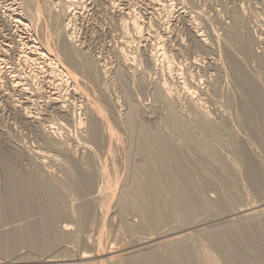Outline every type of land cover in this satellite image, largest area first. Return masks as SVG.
<instances>
[{
	"label": "rangeland",
	"instance_id": "374dc122",
	"mask_svg": "<svg viewBox=\"0 0 264 264\" xmlns=\"http://www.w3.org/2000/svg\"><path fill=\"white\" fill-rule=\"evenodd\" d=\"M150 2L0 0V49L2 47L5 53L0 50V73L3 71L0 74V202L5 208L8 202V167L18 177L29 182L35 193L36 204L50 196V199L45 200L52 201L51 206H43V209L47 212L52 209L55 214L53 228H46L48 231L45 229L43 237L38 238L39 248H30L26 243L17 245L11 254L6 255V252L1 251L0 264H80V254L93 256L89 258L92 261L89 264L93 261L105 264V256L97 257L96 260L94 255L96 251L108 249L112 240L115 243L112 245L126 251V255L123 254L126 258L154 250L165 235L181 233L187 234L185 236L188 238L183 242L192 249L186 250L190 251V264L193 261L194 264H264V0H161L160 5L155 0ZM36 7H39L41 14L38 16L41 17L39 20L36 16L37 21L33 16L32 21L30 17ZM135 19L141 24L142 37L140 32L135 33L131 24ZM36 27L41 31L46 29L44 35L47 38ZM57 30L59 34H55ZM61 30L67 39L64 45L70 43V48L80 52L83 61L91 65L93 70L99 68L96 71L103 72L105 68L103 73L98 72L102 74H99L101 78L104 77L102 82L90 77L84 69L72 67L77 76L75 80L81 82L76 81L78 86L84 84V87L79 88V91L82 88V92L72 89L74 79L72 81L66 76L61 81L49 77L51 65L60 66V62H56V56L48 53L42 44L47 39L51 46H58L53 48H60L63 45ZM40 36L43 40H40ZM160 43L169 61L162 60V49L158 48ZM24 51L31 58L30 62V58L25 59L26 63L23 62L26 57ZM32 65L34 70L30 69ZM65 66L70 67L67 64ZM38 67L42 71H38ZM12 79L19 82L20 86H13ZM65 82L70 84L66 87ZM19 88H25L27 93ZM165 92L169 93L167 97L171 99L165 98ZM26 94H30L29 97ZM56 95L64 98L60 97L62 102L55 105L52 101ZM51 97L54 99L51 100ZM89 97L98 102L112 131L118 134L117 139L111 136L110 139L114 138V141L106 139L102 124L99 125L96 142L88 137V109L91 107L88 106L94 103L90 101V104H86ZM24 98H28L25 104ZM197 103L201 105L200 108ZM171 120L178 121V126ZM48 126H52V129H48ZM141 132H144V136L150 134L165 140H159L161 144L158 141V149L164 152L162 155L166 160L167 157L174 158L175 168L179 163L181 168L178 166L176 171L180 174L179 178L181 174L185 176V180L183 176L181 180L186 189H181L180 193L186 199L195 196L193 201L197 204L186 218L168 217L169 208H164L160 223L154 225L157 228L152 227V230L141 225L142 219H139L138 212H127L126 216L121 213L122 219L119 218V194L121 191L124 194L128 187H134V183H131L134 182L133 174L139 173L137 171L144 168L147 162V156H143L146 142L144 138L141 139L144 137ZM165 142L167 147L170 146L167 152ZM108 144L113 145L110 151L116 146L114 153L111 152L114 157L110 152L106 155L110 146ZM110 161L114 164H110ZM106 163L110 165L107 164L110 171L106 170ZM92 168L95 173L91 171ZM111 168L117 171L113 169L111 173ZM104 170L111 173L110 177ZM102 171L104 178L101 177ZM113 172L117 173L119 180ZM111 176L117 180V184ZM87 178L91 184L86 191L80 187L83 180L87 183ZM108 178L113 181H107ZM104 182L106 189L103 187ZM109 182L110 187L114 183L117 185L116 189L113 187L115 192L109 187ZM42 186L46 191L42 190ZM98 191L103 196L106 194V197L101 195V198L96 194ZM107 191L116 197H111L113 202ZM42 192L47 194L38 196ZM57 192H61L62 196L59 197ZM97 197L101 198V203L106 198L103 203L108 205L109 202L110 207H106L110 210L96 211L100 207ZM60 198L61 201H57ZM80 202L91 204L87 205L91 210L85 213L84 208L78 205ZM111 205H115L114 208L119 211L113 206L111 208ZM45 211L40 212L39 209L36 215L34 211L32 216L29 214L33 223L38 225ZM108 212L110 216L106 218ZM3 213L9 214L7 209H3ZM99 213H104L105 219L109 221L104 218L100 221L99 218L104 216L99 217ZM25 216L28 215L2 219L0 236L4 230L8 229L6 232H9L19 226L20 229L29 221L30 217L26 219ZM104 223L108 232L104 231ZM103 231L104 235L101 234ZM95 233L102 239L99 242L104 246H100L102 249L91 244L100 240ZM144 240L150 242L146 246L142 245ZM160 246L157 247L163 248L162 253L167 255L166 248ZM129 251L133 254L130 255ZM223 254L233 256L232 260L226 261ZM166 255L161 257V264H174V259L175 264H185L175 256L168 255L171 258H167Z\"/></svg>",
	"mask_w": 264,
	"mask_h": 264
},
{
	"label": "bare ground",
	"instance_id": "6f19581e",
	"mask_svg": "<svg viewBox=\"0 0 264 264\" xmlns=\"http://www.w3.org/2000/svg\"><path fill=\"white\" fill-rule=\"evenodd\" d=\"M69 1H71V0H69ZM96 1V0H95ZM98 1V0H97ZM153 0H151V2H152ZM156 1V3L157 4H159L160 5V3L159 2H161V0L158 2L157 0H155ZM165 1V0H164ZM150 2V3H151ZM12 3V2H11ZM95 4V3H94ZM118 4V3H117ZM162 4H163V2H162ZM10 5V4H9ZM70 5H72L71 3H70ZM114 5V4H113ZM153 5V4H152ZM8 6V5H7ZM91 6V5H90ZM124 6V5H123ZM163 6H164V4H163ZM163 6H162V8H163ZM169 6V5H168ZM167 6V7H168ZM122 7V6H121ZM160 7V6H159ZM166 7V6H165ZM39 7H36L35 9V11H34V13H32V16L30 17L31 19H32V21L34 20L33 19V16H35V18H36V16H37V18H39V17H41V16H38L39 15V13H40V10L38 9ZM92 8V7H91ZM52 9V8H51ZM152 9V8H151ZM164 9V8H163ZM2 10V9H1ZM155 10H156V8H155ZM156 12H158V10L156 11ZM155 11H154V13H156ZM153 13V12H152ZM151 13V14H152ZM41 14V13H40ZM148 14V13H147ZM120 15H121V13H120ZM149 15V14H148ZM27 16H29V15H27ZM133 16H134V14H133ZM151 16V15H150ZM149 16V17H150ZM29 18V17H28ZM37 18H36V20H37ZM135 18V17H134ZM30 19V20H31ZM138 19V18H137ZM35 20V21H36ZM39 20H40V18H39ZM140 20V19H139ZM138 20V21H139ZM38 21V20H37ZM125 22V21H124ZM133 22V23H132ZM132 22H131V24H132V26H133V29H134V31H135V33H139L140 31H141V29L142 28H140L141 27V24H140V27H139V24H138V22L136 21V19L135 20H132ZM38 23H40L41 24V22L39 21ZM37 23V24H38ZM161 23V22H160ZM158 24V23H157ZM42 25V24H41ZM161 25V24H160ZM163 25V24H162ZM36 26V25H35ZM35 26H34V28H35ZM37 27H39L38 25H37ZM36 27V28H37ZM42 27V26H41ZM61 27V26H60ZM40 28V27H39ZM39 28H37L38 29V31L40 30ZM66 28H68V27H66ZM65 27H64V29H66ZM37 29H35L34 31H36ZM44 29V28H43ZM156 29V28H155ZM46 30V29H45ZM45 30L43 31V35H44V32H45ZM41 31V30H40ZM42 31H41V33H42ZM62 31V30H61ZM60 31V34L62 33V35L64 34L63 33V31L61 32ZM66 31V30H65ZM64 31V32H65ZM37 32V31H36ZM48 32V31H47ZM57 32H58V30H57ZM154 32V31H153ZM35 33V32H34ZM37 33H39V32H37ZM66 33V32H65ZM48 34H49V32H48ZM55 34H59V32L58 33H56L55 32ZM67 34V33H66ZM140 34H141V32H140ZM60 35L61 36V38L63 37V42H62V44L63 43H66V35ZM68 35V34H67ZM37 36H39V35H37ZM49 36V35H48ZM71 36V35H70ZM137 36H139V35H137ZM44 37H46L45 35H44ZM141 37H142V34H141ZM37 38V37H36ZM35 38V39H36ZM41 38V39H40ZM40 40H43V38L40 36ZM47 38V37H46ZM49 38V37H48ZM51 38V41H52V37H50ZM154 38V37H153ZM29 39H30V37H29ZM71 39V38H70ZM69 39V40H70ZM158 39V38H157ZM160 39V38H159ZM47 40V39H46ZM43 41V44H42V46H43V48L45 49V50H47V52L48 53H51L52 55H54V56H56V58L58 59V61L57 60H55V58H54V56H53V60H55L56 62H60V66H61V68L60 69H58V67H60V66H55V67H53L52 65H51V67H50V71L48 72V73H50V78H52V79H58V80H61L62 81V79L64 78V77H66V78H70L71 80L72 79H76L77 78V76H76V73L73 71V69L72 68H80V69H84L83 71L84 72H86V74H88L90 77H92V78H94V79H99V81L100 82H102L103 80H101V79H104V77H102L101 78V76H102V74H100V73H103L104 71H105V68H103L104 69V71L102 72V71H96V70H99V68L97 69L96 68V70H93L90 66L91 65H88V63H86V61H83L84 60V58L82 57V55L80 54L79 55V53L80 52H77L76 50H74L72 47L70 48V43L69 44H63V45H60V48H57L58 46L57 45H53L52 44V46L47 42V41ZM32 41V40H31ZM34 41V40H33ZM32 41V42H33ZM36 41V40H35ZM37 41H39V40H37ZM41 42V41H40ZM39 43V42H38ZM51 43V42H50ZM54 43V42H53ZM61 43V42H60ZM158 43V42H157ZM22 44V43H21ZM20 44V45H21ZM24 44V43H23ZM6 45V44H5ZM25 45V44H24ZM23 45V46H24ZM29 45V44H28ZM33 46H35L34 45V43L32 44ZM158 45H160L158 48H161L162 49V51L160 52L161 53V58H162V60H166V61H169L168 60V57L166 56V54H165V52H163V48H162V46H161V43L160 44H158ZM32 46V47H33ZM40 46V45H39ZM54 46H57L56 47V49L55 48H53ZM72 46V45H71ZM28 47V46H27ZM35 48V47H34ZM33 48V49H34ZM156 49V51H157V47H155ZM1 49L3 50V48L1 47ZM0 49V50H1ZM5 49V48H4ZM22 49V48H21ZM29 49V48H28ZM31 49V48H30ZM37 49H38V47H37ZM37 49H36V51H37ZM161 49H159V50H161ZM1 50V51H2ZM39 50V49H38ZM43 50V49H42ZM32 51V50H31ZM34 51V50H33ZM3 53H4V51H2ZM30 52V51H29ZM46 52V51H45ZM46 52V53H47ZM22 53V52H21ZM26 52L24 51V54H25ZM33 53V52H32ZM35 53V52H34ZM38 53H40V51L38 52ZM37 53V54H38ZM152 53V52H151ZM155 53H157V52H155ZM5 54V53H4ZM41 54V53H40ZM43 54V53H42ZM41 54V55H42ZM45 54V53H44ZM51 54H49V55H51ZM154 54V53H153ZM153 54H151V55H153ZM1 55H2V53H1ZM47 55V54H46ZM150 55V54H149ZM26 57L24 58V63H26L25 61V59L27 58V59H29L28 58V56H27V53H26V55H25ZM29 56H31V55H29ZM45 56V55H44ZM48 56V55H47ZM155 56H157V55H155ZM6 57V56H5ZM23 57H24V55H23ZM37 57V56H36ZM42 57V56H41ZM39 58V57H38ZM49 58L51 59V57L49 56ZM61 58V59H60ZM132 58V57H131ZM151 58H153V56L151 57ZM5 59V58H4ZM4 59H2V60H4ZM36 59V58H35ZM154 59V58H153ZM30 60H31V58L29 59V62H30ZM34 60V59H33ZM42 60V59H41ZM61 60V61H60ZM1 61V60H0ZM35 61V60H34ZM50 61V60H49ZM63 61H64V63H63ZM4 62V61H3ZM6 62V61H5ZM4 62V63H5ZM33 62V61H32ZM39 62V61H38ZM51 62V61H50ZM50 62H49V64H50ZM53 62V61H52ZM56 62H53L54 64L56 63ZM63 64H62V63ZM36 64V62H33V64ZM67 65H70V67H68V66H65L66 64ZM0 64H1V62H0ZM6 64V63H5ZM41 64H43V63H41ZM46 64V63H45ZM48 64V63H47ZM48 64V65H49ZM52 64V63H51ZM58 64V63H57ZM65 64V65H64ZM39 65V64H38ZM101 65V64H100ZM12 66H14V65H12ZM26 66H27V64H26ZM35 66V65H34ZM40 66V65H39ZM44 66V65H43ZM1 67V66H0ZM4 67V66H3ZM36 67V66H35ZM42 67V66H41ZM41 67H38V68H40V69H38V71L39 70H41ZM72 67V68H71ZM104 67V66H103ZM14 68V67H13ZM45 68V67H44ZM47 68H48V66H47ZM31 70L33 69V65H32V68H30ZM36 69V68H35ZM101 69V68H100ZM3 70V69H2ZM34 70V69H33ZM102 70V69H101ZM15 71V70H14ZM23 71V70H22ZM42 71V70H41ZM44 71H46V69H44ZM5 72V71H4ZM29 72V71H28ZM98 72H100V73H98ZM1 73H3V71L1 72ZM0 73V74H1ZM23 73V72H22ZM41 73H43V72H41ZM40 73V74H41ZM6 74V73H5ZM7 74H8V72H7ZM10 74H12V73H9V75ZM15 74H16V72H15ZM31 74V73H30ZM29 74V75H30ZM33 74H34V72H33ZM101 76H100V75ZM18 74H16L15 76H17ZM36 75H37V72H36ZM39 75V74H38ZM42 75V74H41ZM12 76V75H11ZM31 76H32V74H31ZM240 76V75H239ZM12 77H14V76H12ZM40 77V76H39ZM47 77V76H46ZM48 77V78H49ZM45 78V77H44ZM240 78V77H239ZM246 78V77H245ZM18 79V78H17ZM47 79V78H46ZM52 79H50V80H52ZM241 79V78H240ZM7 80V79H6ZM20 80V79H19ZM65 81H66V79H64ZM74 80H72V81H74ZM78 80V79H77ZM77 80H75L74 81V85H72L74 88H72L74 91H76V90H78L79 91V88L82 86V87H84V84L83 85H81L80 84V87L78 86V83H76V81ZM12 81L14 82V85L13 86H20V84H19V82H15L13 79H12ZM48 82H50L49 80H47ZM55 81V80H54ZM68 81V80H67ZM79 81V80H78ZM77 81V82H78ZM243 81V80H242ZM6 82V81H5ZM12 82V83H13ZM11 83V82H10ZM11 83V84H12ZM66 83V82H65ZM64 83V86H66L68 83H66L65 84ZM70 83H71V81H70ZM69 83V84H70ZM79 83H81L80 81H79ZM249 83V82H248ZM51 84V83H50ZM55 84V83H54ZM61 84V83H60ZM250 84V83H249ZM58 85H59V82H58ZM104 85V84H103ZM106 85V84H105ZM164 85V84H163ZM56 87L55 88H57V85H55ZM60 86V85H59ZM11 87V86H10ZM60 87H62V85L60 86ZM67 87V86H66ZM189 88V87H188ZM17 89V88H16ZM19 89H21V88H19ZM61 89V88H60ZM81 91H79V92H82V88L80 89ZM162 90H163V87H162ZM172 90V89H171ZM171 90H170V92H171ZM185 90H187V89H185ZM20 91V90H19ZM18 91V92H19ZM21 91L23 92V93H25L26 92V89L25 88H23V89H21ZM28 91V90H27ZM34 91V90H33ZM58 91V90H57ZM164 91V90H163ZM17 92V91H16ZM174 92V91H173ZM190 92V91H189ZM23 93H22V95H23ZM27 93V92H26ZM55 93V92H54ZM60 93V92H59ZM58 93V94H59ZM84 93V92H83ZM166 93V92H165ZM186 93V92H185ZM191 93V92H190ZM190 93H188L187 92V95H189ZM194 93V92H193ZM162 95H163V93H161ZM169 93H166V96H165V98L167 97V95H168ZM174 94V93H173ZM192 94V93H191ZM191 94H190V96H191ZM30 95V94H29ZM29 95H27L26 94V96H28L29 97ZM84 95H86V94H84ZM90 95V94H89ZM185 95V94H184ZM25 96V95H24ZM87 97H88V95H86ZM161 96V95H160ZM173 96V95H172ZM172 96H170V97H172ZM177 96V95H176ZM183 96V95H182ZM39 97V96H38ZM49 97V96H48ZM54 98H50L51 100H53L52 102L56 105L57 103H59V102H62V98H64V96H60V95H56V96H53ZM61 97V99H59ZM87 97H85L86 99V101H87ZM91 97V96H90ZM90 97L88 98V101L89 102H86V104L88 103V104H90V101H92V99L93 98H91L90 99ZM95 97V96H94ZM192 98H193V96H191ZM168 99H171V98H169V96L167 97ZM189 98V97H188ZM25 99V98H24ZM24 99H23V102H24V104L25 103H27L28 102V98H26L25 99V101H24ZM167 99V100H168ZM20 100V99H19ZM66 100V99H65ZM97 100V99H96ZM168 101H170V100H168ZM167 101V102H168ZM19 102V101H18ZM51 102V101H50ZM94 102V100L91 102V103H93ZM187 102V101H186ZM200 102H201V100L198 102L199 104H200ZM11 103H13V102H11ZM15 103V102H14ZM31 103V102H30ZM33 103V102H32ZM64 103V102H63ZM96 103V104H95ZM195 103V102H194ZM197 103V104H198ZM21 104H23L22 102H21ZM98 104V102L96 101V102H94L92 105H89L88 107H90V109H88V111H89V118H90V121H89V133H88V137L90 138V140L91 141H94V142H96V140H97V138H99L98 137V130H100L99 129V125L100 124H102L101 125V127L103 126V129H105L104 131H105V135H106V139H110L111 138V136L113 135V137L115 136H117L118 137V134L117 133H115V132H113L112 130V127L110 126V124H109V121H108V119H106V117L104 116V114H103V110H102V108L100 107V105H97ZM114 104V103H113ZM197 104H193V106L194 105H196L197 106ZM198 104V108H200V106L201 105H199ZM64 105V104H63ZM61 105H58L57 107H60ZM190 106H192V105H190ZM62 107V106H61ZM60 107V108H61ZM114 107V106H113ZM66 108V106L64 107V109ZM193 108V107H192ZM197 108V109H198ZM26 108H24V110H25ZM62 109V108H61ZM104 109V108H103ZM202 109V108H201ZM23 110V111H24ZM133 110V109H132ZM131 110V111H132ZM28 112V111H27ZM201 112V111H200ZM202 113V112H201ZM204 114H206L205 113V111L203 112ZM202 113V114H203ZM26 115V114H25ZM203 116V115H202ZM175 118V117H174ZM174 118H172V120H174ZM206 118V117H205ZM176 119V118H175ZM171 120V122L172 123H174V124H178V121L176 122H174V121H172ZM177 120V119H176ZM82 122V120L81 121H79V123H81ZM130 122V124H131V120L129 121ZM48 125V124H47ZM51 125V124H50ZM81 125V124H80ZM178 126V125H177ZM42 127V126H41ZM44 127V126H43ZM47 128V127H46ZM45 128V129H46ZM55 128V127H54ZM48 129H52V126H48ZM183 130V129H182ZM44 131V130H43ZM103 131V130H102ZM145 131V130H144ZM53 132V131H52ZM111 132H113V134L111 133ZM185 132V131H184ZM57 133V132H56ZM104 133V132H103ZM102 133V134H103ZM144 133V132H143ZM142 132H141V135L143 134ZM146 133V132H145ZM51 134H53V133H51ZM50 134V135H51ZM115 134V135H114ZM147 134H149L148 132H147ZM181 134H183L182 132H181ZM255 134H256V132H255ZM55 136V135H54ZM143 136H144V134H143ZM117 137H116V139H117ZM121 138V137H120ZM143 138H144V141L146 142H144L143 141V143H145L143 146L144 147H146V151H145V149L143 148V153H145V155H143V156H147L146 158V163H145V165H144V168H140L139 169V171H137V172H139V173H134L133 174V181L134 182H131V183H134L132 186H134V187H132V188H130V187H126L127 189H125L126 191H124V194H122V191L120 192L121 194H119V205H121V207L119 208V210L118 209H115L114 208V206L113 205H111V208H112V206H113V208L116 210V211H119V218H121L122 219V216L123 215H121V213L122 214H124L125 216H126V214H128V213H130V212H132L133 211V213H134V211L135 212H138L139 213V216H140V218L139 219H142L141 221V225H143V227H148V229H150V227H151V230H152V227H154V225H157V224H159L160 223V221H161V218H162V216L164 215V213H162L163 212V210H164V208H169V214H168V217H170V216H172V217H177V216H181V217H185L186 218V216H188V214H190V212L191 211H193L194 209H196V203H194V201H193V199L195 198V196L194 197H190V198H188V199H186V197L182 194V193H180L182 190L181 189H183V190H186L185 188H184V184H182V180L181 179H183L182 178V176H183V174H181L182 176H180L181 178H179V175L180 174H178L177 173V171H176V169L178 168V166L180 167V165H179V163L177 164V168H175L174 166H173V159L174 158H172V159H170L169 157H167V160H166V158L162 155V152H161V150H159L158 149V147L159 146H157V143H158V141L160 140H163V141H165L162 137L160 138V137H158V136H150V134L149 135H145L144 137H142L141 139L143 140ZM114 139V138H113ZM112 139V140H113ZM111 140V139H110ZM109 140V141H110ZM111 140V141H112ZM110 141V142H111ZM114 141V140H113ZM115 141H117V140H115ZM118 141H120L119 140V138H118ZM160 141H159V144H161L160 143ZM107 143H108V141H107ZM112 143H114V142H112ZM118 143V142H117ZM163 143V142H162ZM123 144V143H122ZM95 145V144H94ZM110 144H108V146H109ZM116 145V144H115ZM120 145V144H119ZM113 147V145H110L109 146V151L107 152V156H108V153L110 152V154H111V152L112 153H114L113 151H115L114 149L116 148V146H115V148L113 149V151H110L111 150V148ZM165 147V149H166V147L168 146V145H166V142H165V145H164ZM111 147V148H110ZM170 147V146H169ZM169 147H167V149H166V152H167V150L169 149ZM177 147V146H176ZM178 148V147H177ZM163 149V148H162ZM70 150V149H69ZM161 152V153H160ZM36 153V152H35ZM116 153V152H115ZM164 153V152H163ZM40 154V153H39ZM110 154H109V158L111 157L112 159H113V157L112 156H110ZM104 155V154H103ZM169 155V154H168ZM171 155H173V153L171 154ZM72 156V155H71ZM88 156V155H87ZM116 156V155H115ZM40 157V156H39ZM50 157V156H49ZM70 157V156H69ZM88 157H90V156H88ZM174 157V156H173ZM177 157V156H176ZM72 158V157H71ZM91 158V157H90ZM109 158L108 157H106V159L108 160V162H109ZM178 158V157H177ZM52 159V158H51ZM105 159V158H104ZM105 159V160H106ZM119 159H120V157H119ZM42 160V159H41ZM91 160V159H90ZM89 160V161H90ZM173 160V161H172ZM74 161V160H73ZM87 161V160H86ZM103 161V160H102ZM120 161V160H119ZM124 161V160H123ZM170 161H171V163H170ZM40 162V161H39ZM38 162V163H39ZM44 162V161H43ZM88 162V161H87ZM111 163L110 164H114L113 162H114V159H113V162L112 161H110ZM168 162L171 164V165H169L168 164ZM94 163H95V161H94ZM103 163V162H102ZM116 163V162H115ZM87 164V163H86ZM108 163H106V164H104L106 167L109 165H107ZM42 165V164H41ZM76 165V164H75ZM89 166H91L90 164H89ZM93 166V165H92ZM104 166V167H105ZM110 166V165H109ZM112 166V165H111ZM114 166V165H113ZM95 167V166H94ZM103 166H101V169H103L102 168ZM105 167V168H106ZM116 167L118 168V166L116 165ZM115 167V168H116ZM121 167V166H120ZM4 168V167H3ZM74 168V167H73ZM116 168V169H117ZM181 168V167H180ZM76 169V168H75ZM95 169V168H94ZM110 169V168H109ZM108 169V167H107V169L106 170H108V171H110ZM114 169V168H113ZM112 168H111V173H112V170H113ZM116 169H114L115 171H117ZM182 169H183V167H182ZM87 170V169H86ZM106 170H104V171H106ZM49 171V170H48ZM91 171H93L94 172V170H93V168H92V170ZM108 171H106V173L108 172ZM183 171V170H182ZM6 172H7V179L9 180V185H8V190H7V194H8V202H7V204H5L6 206H5V208L2 206V205H4L3 203H1L0 204V221L2 220V219H12V218H14V219H16V217L17 216H24V215H28L27 217H30V216H32V214L31 213H33V211H34V213L33 214H37V213H35L36 211H38L39 209H40V212H41V210L43 211H45L46 209H43V206H46V207H49V206H51V204H52V201H48V202H46V200H47V198H49V197H45L46 198V200H45V198H44V200H45V203H44V200L43 201H38V204H36V201H35V193H33L32 192V187H31V185L30 184H28L29 182L28 181H26L25 179H22V178H20V176L18 177L17 175H16V173L11 169V168H6ZM179 172V171H178ZM87 173V172H86ZM85 173V174H86ZM95 173V172H94ZM97 173H98V171H97ZM110 173V174H111ZM113 173H115V172H113ZM119 173V172H118ZM103 174V171H102V173H101V175ZM108 174H109V172H108ZM110 174H109V177H110ZM116 174V177H115V175L113 176V177H115L116 179H118L117 178V173H115ZM186 174V173H185ZM87 175V174H86ZM96 175V174H95ZM100 175V176H101ZM107 175V174H106ZM94 176V175H93ZM98 176V175H97ZM104 176H105V174H104ZM108 176V175H107ZM107 176L105 177V179L107 178ZM102 178H104L103 177V175L101 176ZM184 177V180H185V176H183ZM111 178H112V176H111ZM108 178V180L107 181H109V180H114V178ZM88 179L89 178H87V181H85V182H87V183H84L83 181L81 182V184H82V186L80 187V188H82V189H86V191H87V187L89 186L90 187V185H89V183H90V181L88 182ZM92 179V178H91ZM105 179H104V181H105ZM114 180L115 181V183L117 184V180ZM186 179H187V177H186ZM56 180V179H55ZM112 180V181H113ZM119 180V179H118ZM188 180V179H187ZM60 181V180H59ZM107 181H106V184H107ZM51 182V181H50ZM53 182H54V180H53ZM53 182H51V183H53ZM100 182H101V180H100ZM111 182V181H110ZM110 182H109V187H110ZM48 183V182H47ZM114 183V182H113ZM115 183L112 185V187H110V188H112V190L117 186H115ZM45 184V183H44ZM50 184V183H49ZM48 184V185H49ZM91 184V183H90ZM106 184H105V182H104V186L103 185H101V187L103 186V187H105V189H106ZM183 186H182V185ZM54 185H56V184H54ZM100 185V184H99ZM46 187H48L49 188V186H47V185H45ZM53 186V185H52ZM51 186V187H52ZM59 186V185H58ZM43 188H42V190L43 191H46V190H44V186H42ZM64 187H66V186H64ZM99 187V186H98ZM107 187H108V185H107ZM108 187V188H109ZM114 187V188H113ZM47 188V189H48ZM57 188V187H56ZM109 188V189H110ZM130 188V189H129ZM46 189V188H45ZM51 189V188H50ZM49 189V190H50ZM63 189H65V188H63ZM62 189V190H63ZM81 189V190H82ZM102 189H104V188H102ZM102 189H100V190H102ZM104 189V190H105ZM116 189V188H115ZM53 190H54V186H53ZM56 190H58V189H56ZM61 190V191H62ZM90 190V189H89ZM88 190V191H89ZM108 190V189H107ZM111 190V189H110ZM6 191V190H5ZM51 191V190H50ZM59 191V190H58ZM120 191V190H119ZM40 192V191H39ZM49 192V191H48ZM52 192V191H51ZM84 192V191H83ZM82 192V193H83ZM113 192H115V190H113ZM116 192H118V191H116ZM44 193H46V192H44ZM43 192L42 193H39V194H41V195H38V196H45V194H44ZM58 194H60L59 192H57ZM65 193V192H64ZM86 193V192H85ZM101 193V192H100ZM106 193H108V191L106 192ZM47 194V193H46ZM63 194V193H62ZM96 194H99V191L96 193ZM111 194H113V193H108V195H109V199H111V197H113V196H111ZM49 195V194H48ZM100 196L102 195V194H99ZM114 195H116V194H114ZM60 196H62L61 194L59 195V197ZM97 196V195H96ZM103 196V195H102ZM102 196H101V198H102ZM104 196L106 197V194H104ZM104 196H103V198H104ZM118 196V195H117ZM64 197V196H63ZM84 197H86V196H84ZM91 197V196H90ZM89 197V198H90ZM108 197V196H107ZM57 198H58V196H57ZM97 198H99V202H100V204L98 205V210H96V211H102V210H104V211H107V209H109V208H107L106 206H109L110 204H109V202H108V198H107V201H106V204H107V202H108V205H105L103 202H105L104 200H106V198L105 199H102L103 201H102V203H101V201H100V197H97ZM113 198H116V197H113ZM197 198V197H196ZM50 199V198H49ZM48 199V200H49ZM38 200V199H37ZM63 200V199H62ZM90 200V199H89ZM114 200V199H113ZM54 201V200H53ZM57 201H61V198H60V200L58 199ZM92 201V200H91ZM90 201V203H92ZM95 201V200H94ZM110 201V200H109ZM35 202V203H34ZM111 202H113L112 201V199H111ZM57 203V202H56ZM59 203V202H58ZM35 204V205H34ZM55 204V203H54ZM89 203H87L86 202V204H85V202L84 203H82V202H80V204L78 203V205L81 207V208H84V211H85V213H88L91 209H90V207L89 206H87ZM93 204H95V202H93ZM39 205V206H38ZM89 205H91V204H89ZM97 205V204H96ZM96 205H94V206H96ZM37 208H36V207ZM75 206V205H74ZM78 207V206H77ZM79 207V208H80ZM92 207V206H91ZM110 207V206H109ZM42 208V209H41ZM96 208V209H97ZM3 209H7V211H8V213L9 214H2V210ZM49 209L50 208H48V211H49ZM73 209V208H72ZM71 209V210H72ZM78 209V208H77ZM93 209V208H92ZM100 209V210H99ZM113 209V210H114ZM52 210V209H51ZM50 210V211H51ZM110 210V209H109ZM5 211V210H4ZM47 212V211H45V212H43V218H42V221L37 225V224H35V223H33L34 222V220L30 217L28 220L29 221H27L26 219H27V217H26V219H23V220H26L27 222L25 223V224H23L22 225V227L19 229V227L18 228H16V230H12V231H9V232H6V231H8V229L5 231H3L4 233H3V235L1 234V236H0V252L1 251H3L4 253L6 252V255L7 254H11L13 251V249L17 246V245H19V244H28L29 246H30V248H39V246L37 245V243H38V238L39 237H43V235L45 234V229L46 228H48V230L49 229H52L53 227V223L52 222H54V221H52V219L54 218V216L53 215H55V214H53L52 213V211L51 212ZM112 211V210H111ZM264 211V210H263ZM40 212H39V214H40ZM103 212V211H102ZM128 212V213H127ZM52 213V214H51ZM105 213V212H104ZM104 213H103V215H101L102 213H99L100 214V216L99 217H101V216H104ZM107 213V212H106ZM137 213V214H138ZM264 213V212H263ZM29 214H31L30 216H29ZM98 214V215H99ZM108 215V216H107ZM105 214V216H106V218H108L109 216H110V213L108 212V214ZM112 215V214H111ZM115 215H116V213H115ZM118 215V214H117ZM105 216L104 217H102V218H99V219H101L100 221H102L103 220V218H104V220H106L105 219ZM25 217H23V218H25ZM171 217V218H172ZM21 218V217H20ZM124 218V217H123ZM30 219H31V221L32 222H30ZM178 219H180V220H183L184 221V219H181L180 217H178ZM36 220V219H35ZM39 220V219H38ZM37 220V221H38ZM41 220V219H40ZM108 220V219H107ZM106 220V221H107ZM261 220V219H260ZM109 221V220H108ZM2 222H4V221H2ZM104 222V221H103ZM159 222V223H158ZM1 223V222H0ZM24 223V222H23ZM108 223H110V222H108ZM262 223V222H261ZM106 225H107V222H106ZM104 226H105V223H104ZM50 227H52V228H50ZM142 227V226H141ZM156 228H157V226H155ZM155 227H154V229H155ZM101 228H103V225H102V222H101ZM186 228V227H185ZM106 229V226H105V228H104V231H107V230H105ZM143 229V228H142ZM144 229H146V228H144ZM10 230V229H9ZM47 230V229H46ZM47 230V231H48ZM102 229H100V231H101ZM184 230V229H183ZM100 231H98L99 233H100ZM104 231L103 232H101V234H103L104 233ZM154 231V230H153ZM108 232V231H107ZM107 232H105V233H107ZM181 232V231H180ZM179 232V233H180ZM96 234V233H95ZM161 234V233H160ZM164 234V233H163ZM97 235V234H96ZM100 235V234H99ZM104 235V234H103ZM102 235V238H104V236ZM109 235V234H108ZM187 236V234H185L184 233V235H182V233H181V235H174V236H168V235H165V237H163L164 235H162V237L164 238V239H161V240H163V241H159L160 242V244H161V246L162 247H165L166 248V250L167 251H165L166 253H167V255L165 254V253H162L163 251H161V249H163V248H159V247H157L158 245L160 246V244H158L157 246H155V249L154 250H152V251H147L146 253H143L142 255L141 254H139V255H133V256H131V257H127L126 256V258H125V256H123V254H125L126 255V251L124 252V251H121V250H123L122 248H119V247H116V246H114V245H112V244H115V243H113V240H112V243H111V245L108 247V249L106 248V249H102V248H100V246H103L102 245V243H100L99 244V242L102 240L101 238H100V236H98L99 237V239L100 240H96V239H94V238H96V237H94L93 238V240H96V242L94 241V243H91V244H94V246L96 247V248H100V249H102V250H100L99 252H97L96 251V255H94V257H106V259H105V261L106 262H104L103 261V263H105V264H161V257H163V255H166L167 256V258H171L172 256H175L176 258H179L180 260H182V261H184V263L185 264H190V262H192L191 260H190V251H192V249H191V246L188 248L187 247V245L183 242V240L185 239H187L186 238V236ZM107 236V235H106ZM110 236V235H109ZM108 236V237H109ZM98 237H97V239H98ZM107 237V238H108ZM158 237V236H157ZM156 237V238H157ZM107 238H106V240H107ZM110 238V237H109ZM86 240V239H85ZM88 240H91V239H88ZM103 240H105V239H103ZM106 240H105V242H106ZM110 240V241H111ZM133 241H135V240H133ZM137 241V240H136ZM90 242L91 241H89V245H90ZM105 242H103V244L105 243ZM107 242H108V240H107ZM147 242H150L149 240L147 241H145L144 240V242H141V244L143 245H145ZM183 242V243H182ZM109 243V242H108ZM107 243V244H108ZM132 243H134V242H132ZM41 244H44V246H45V243L44 242H42ZM106 244V243H105ZM135 244V243H134ZM139 244V243H138ZM184 244V245H183ZM87 246H88V244H86ZM133 245V244H132ZM135 245H137V244H135ZM186 245V246H185ZM44 246H41V247H44ZM146 246V245H145ZM160 246V247H161ZM91 247L93 248V245H91ZM104 247V246H103ZM136 247V246H135ZM142 247V246H141ZM34 248V249H35ZM95 248V249H96ZM118 248V249H117ZM164 248V249H165ZM190 250V251H186V250ZM65 250H67V249H65ZM96 250H99V249H96ZM95 252V251H94ZM130 252V255H132L133 254V252H134V250H133V252H131V251H129ZM85 253V252H84ZM89 253V252H88ZM132 253V254H131ZM94 254V253H93ZM129 254V253H128ZM137 254V253H136ZM81 256L80 257H78V258H80V260H81V262H80V260H79V263L81 264V263H83V264H89L90 262H92L89 258L90 257H93V256H91V255H82V254H80ZM168 255H172L171 257H168ZM178 257H177V256ZM223 255H225V254H223ZM74 256V255H73ZM166 256H164V257H166ZM124 257V258H123ZM192 257H193V255H192ZM206 257V256H205ZM207 257H210V255L209 256H207ZM216 257V256H215ZM221 257H223L222 255H221ZM123 258V259H122ZM174 258V257H173ZM223 258H226L227 260L226 261H231L232 260V258H233V256H226L225 255V257H223ZM223 258H221L222 260H223ZM87 259H89V262L87 261ZM104 259V258H103ZM164 259V258H163ZM209 259V258H208ZM78 260V259H77ZM77 260H76V262H77ZM95 260V259H94ZM96 260H98V258L96 259ZM99 260H102V259H99ZM171 260H173V259H171ZM176 259H174V261H175ZM180 260H177L178 262L180 261ZM195 260V259H194ZM215 260V259H214ZM220 260V259H219ZM173 261V263L175 264V262ZM221 261V260H220ZM88 262V263H87ZM94 262L95 261H93V263L92 264H94ZM187 262V263H186ZM196 262H197V260H196ZM216 262V261H215ZM55 263V262H54ZM53 263V264H54ZM97 262H95V264H96ZM99 263H102L101 261H99L98 262V264ZM181 263H183V262H181ZM221 263V262H220ZM47 264V263H46ZM49 264H51V263H49ZM192 264H194V261H193V263ZM197 264V263H196ZM199 264V263H198ZM217 264V263H216ZM224 264V263H223Z\"/></svg>",
	"mask_w": 264,
	"mask_h": 264
}]
</instances>
